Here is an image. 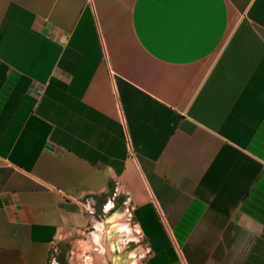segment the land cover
I'll use <instances>...</instances> for the list:
<instances>
[{
    "label": "crops",
    "instance_id": "crops-1",
    "mask_svg": "<svg viewBox=\"0 0 264 264\" xmlns=\"http://www.w3.org/2000/svg\"><path fill=\"white\" fill-rule=\"evenodd\" d=\"M108 211L133 264H264V0H0V264L121 261Z\"/></svg>",
    "mask_w": 264,
    "mask_h": 264
},
{
    "label": "bare ground",
    "instance_id": "bare-ground-1",
    "mask_svg": "<svg viewBox=\"0 0 264 264\" xmlns=\"http://www.w3.org/2000/svg\"><path fill=\"white\" fill-rule=\"evenodd\" d=\"M122 217V213L115 212L112 213L107 219L105 218L104 221H99L97 224V235L104 238V241L107 242L108 246L114 250L118 247V245H121L122 243L126 244L129 237L127 225L124 223ZM104 248L105 247L102 246V250H104ZM132 256L135 257L134 255ZM134 260L131 259L133 262ZM117 261L118 260L115 258V263Z\"/></svg>",
    "mask_w": 264,
    "mask_h": 264
},
{
    "label": "rangeland",
    "instance_id": "rangeland-1",
    "mask_svg": "<svg viewBox=\"0 0 264 264\" xmlns=\"http://www.w3.org/2000/svg\"><path fill=\"white\" fill-rule=\"evenodd\" d=\"M112 209L115 211V210H117V207L111 208L110 210H112ZM108 213H109V211L98 213L96 216L98 221H104L105 218L107 219L111 215V214L107 215ZM96 229H97V226H96ZM97 237H99V236L97 235ZM99 239L102 241V237H100ZM100 242H98V243L100 244L101 248H102V246L105 247L107 245L105 241H102V243H100ZM92 247L93 246H91L89 242H81V243L79 242L77 244V249H76V254H75L77 264H95L93 261L92 255L89 252L92 249ZM117 248L120 250L118 257L123 258V256H126V258H123L121 261H118L116 263H118V264H133L134 263L133 261H131V258H130V250L131 249L128 248L127 243L126 244L122 243L121 245H118ZM109 249L112 250L110 247H109ZM100 261H102L101 262L102 264H105V259L100 260ZM116 263L114 262V264H116Z\"/></svg>",
    "mask_w": 264,
    "mask_h": 264
},
{
    "label": "built area",
    "instance_id": "built-area-1",
    "mask_svg": "<svg viewBox=\"0 0 264 264\" xmlns=\"http://www.w3.org/2000/svg\"><path fill=\"white\" fill-rule=\"evenodd\" d=\"M81 207L85 213L92 215L94 213V201L91 198H85L80 201ZM59 247L56 243L51 245L48 262L49 264H60L58 261Z\"/></svg>",
    "mask_w": 264,
    "mask_h": 264
}]
</instances>
